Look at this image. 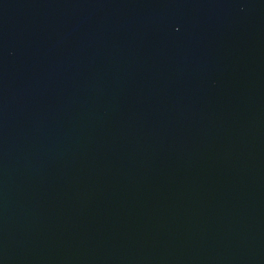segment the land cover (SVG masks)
Masks as SVG:
<instances>
[{"label":"water","instance_id":"95a60500","mask_svg":"<svg viewBox=\"0 0 264 264\" xmlns=\"http://www.w3.org/2000/svg\"><path fill=\"white\" fill-rule=\"evenodd\" d=\"M0 264H264V0H0Z\"/></svg>","mask_w":264,"mask_h":264}]
</instances>
